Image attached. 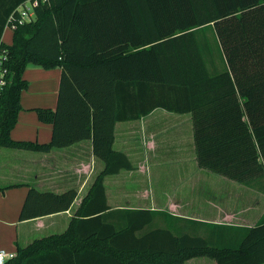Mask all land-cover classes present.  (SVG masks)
<instances>
[{"label": "trees", "instance_id": "trees-1", "mask_svg": "<svg viewBox=\"0 0 264 264\" xmlns=\"http://www.w3.org/2000/svg\"><path fill=\"white\" fill-rule=\"evenodd\" d=\"M24 1L0 0V37ZM35 15L16 22L11 44L2 42L8 84L0 91V147L47 153L90 139L105 166L64 232L18 245L4 264H182L204 256L217 264H264V214L249 227L214 225L222 230L213 246L165 227L143 231L157 212L110 211L103 182L135 168L112 147L116 122L161 108L191 114L199 169L264 186V0H49ZM207 28L221 68L200 38ZM29 65L61 70L55 108H34L52 126L48 143L10 135ZM75 195L30 188L19 218L66 211ZM121 218L118 227L113 220Z\"/></svg>", "mask_w": 264, "mask_h": 264}, {"label": "crops", "instance_id": "crops-1", "mask_svg": "<svg viewBox=\"0 0 264 264\" xmlns=\"http://www.w3.org/2000/svg\"><path fill=\"white\" fill-rule=\"evenodd\" d=\"M6 32L5 28L2 41L11 44L13 33H8L10 37L9 41H6ZM60 73L59 68L44 70L34 65L26 68L23 78L29 86L20 93L19 100L22 109L18 112L17 122L10 131L13 140L38 143L50 141L52 126L41 122L34 108H55ZM164 111L161 108H155L139 119L117 121L114 125L112 147L124 152L135 168L134 170H120L115 175H106L103 178L106 204L110 207V211L119 209L156 211L157 214L154 215L152 224L145 227L143 231L165 227L175 235L188 233L192 236L204 237L209 244L217 246L221 243L222 229L214 225L246 227L249 225L231 222V219L236 218L235 213L226 216L229 218L228 221H222L225 218L221 216L214 200L199 201L198 194L192 193L196 189L194 186L197 184L196 174H200L202 169L197 167L194 145L187 157L185 145H181L184 140V130L179 128L181 127L180 121L187 116L188 136L192 138V127L190 128L192 124L189 119L191 114L183 113L184 115L181 114L183 117L170 119L168 111H165L166 113ZM168 122L172 124L168 126ZM167 142L174 145H171L169 149H157L154 146L155 144H167ZM170 159L173 160V167L183 166L179 170L183 172V175L188 173L184 179H180L184 185L188 182L190 188L187 191L180 189L181 191L176 193V190H179L178 186L172 191L168 188L159 202L154 192H152L154 195H149L148 200H143L139 194L134 199V197L121 196L117 193V183L122 177L130 179L147 177L149 179L154 170L159 169V166L163 164L162 160ZM104 166L103 161L94 156L90 139H82L66 147H53L47 153L0 147V249L16 254L18 245L25 247L35 239L64 232L71 219L77 217L76 210L81 207L84 197ZM189 175H192V178ZM190 182L194 185H190ZM33 187L39 192L56 194L73 189L76 195L66 211L22 220L19 218V213L29 189ZM113 222L118 227L124 223L123 218L113 220ZM226 232L232 234L231 231ZM182 264L217 263L214 259L204 256L192 257Z\"/></svg>", "mask_w": 264, "mask_h": 264}, {"label": "rangeland", "instance_id": "rangeland-1", "mask_svg": "<svg viewBox=\"0 0 264 264\" xmlns=\"http://www.w3.org/2000/svg\"><path fill=\"white\" fill-rule=\"evenodd\" d=\"M10 32L11 31L8 28L5 35L6 41H9L10 35H8V33L10 34ZM200 38L204 39L206 43H209L211 49V57L216 63L217 67L221 68L223 66V63L220 61L217 62L216 60L218 55V47L211 29L207 28L204 32V36L200 35ZM167 113L169 116H171H167L170 119L178 118V116L183 117L184 115H179L171 112ZM189 119L191 120V118ZM184 120L185 122H183ZM187 121L188 118L186 116L180 121L181 127L179 128L184 130V140L181 145H185V150L187 152L186 154L187 157H189V150H191V148L193 149V128H191L192 126H190L192 132L191 138L190 136H188L189 122ZM190 122V124H192V121ZM170 124L172 123L168 122V126H170ZM171 145L174 144H172L171 142H167V144H155L154 146L157 149H169ZM187 160L189 159L187 158ZM172 161L173 160L171 159L167 161L162 160L161 162L163 164L159 166V169L154 170V173L150 176L149 179L147 177H134L133 179L122 177L117 183V193L121 196L134 197V199H136L139 194L143 200H148L150 198L149 195L152 196L155 193L159 202L162 200L161 196L167 191L168 188L170 189V191H172L175 187L178 186L179 190H176V193L180 192V189H182V191L184 192L187 191V189L190 188L188 182L184 185L183 182H180V179H184L188 173H185V175H183V172L179 171L180 168H183V166L173 167ZM191 176L192 175H189V177ZM195 179V182L197 184L194 185L192 184V182H190V185H194L196 188L194 191H192L194 186L192 187V193L196 192L198 194L197 199L199 201L214 200V204L215 206H218V211L220 212L221 216L225 218L222 219V221H228L229 218H226V216L228 217L230 216V214L235 213L236 215L234 216L236 218L231 219V222L253 226L264 214V186H262V182L257 183L258 181H256L254 183V186L246 187L236 181L234 182L206 169H202V172L200 174H196ZM190 180L192 181V179ZM152 199L153 197L151 198V201Z\"/></svg>", "mask_w": 264, "mask_h": 264}, {"label": "built area", "instance_id": "built-area-1", "mask_svg": "<svg viewBox=\"0 0 264 264\" xmlns=\"http://www.w3.org/2000/svg\"><path fill=\"white\" fill-rule=\"evenodd\" d=\"M49 0H26L20 3L9 15L7 20L6 29L12 30L16 27V22L19 24L28 23L35 18V8L44 2ZM2 37H0V91L7 86L8 82V70L3 67V62L7 59L8 50L2 46ZM5 43V42H4ZM16 254L7 252L4 249H0V264H4L6 260L15 257Z\"/></svg>", "mask_w": 264, "mask_h": 264}]
</instances>
